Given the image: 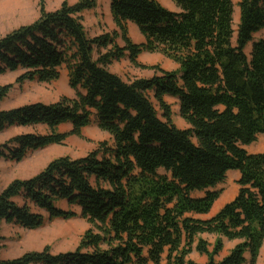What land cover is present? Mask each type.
<instances>
[{"label": "trees", "instance_id": "16d2710c", "mask_svg": "<svg viewBox=\"0 0 264 264\" xmlns=\"http://www.w3.org/2000/svg\"><path fill=\"white\" fill-rule=\"evenodd\" d=\"M172 1L177 10L158 0H109L117 30L93 37L81 13L95 0L63 2L53 11L41 6L37 19L0 37V74L22 70L17 82H51L64 68L74 92L0 108V132L50 130L10 137L0 157L20 161L70 135L82 137L91 123L110 136L83 156L56 157L0 190V250L2 222L35 229L45 219L79 216L89 224L73 250L45 246L0 264L256 263L264 241V153L243 146L264 135V0H238L236 29L232 0ZM128 21L142 42L129 38ZM142 52L161 53L178 68L152 65L150 77L130 80L110 71L124 58L148 68L138 62ZM10 89L0 85V101ZM165 96L178 99L188 127L173 123ZM63 124L70 129L58 131ZM229 171L238 172L236 195L200 217L211 211L221 193L215 187ZM203 234L214 235L213 242ZM224 240L234 244L221 256ZM192 251L207 260L195 262Z\"/></svg>", "mask_w": 264, "mask_h": 264}, {"label": "rangeland", "instance_id": "374dc122", "mask_svg": "<svg viewBox=\"0 0 264 264\" xmlns=\"http://www.w3.org/2000/svg\"><path fill=\"white\" fill-rule=\"evenodd\" d=\"M76 1L78 0H0V37L18 26L29 24L37 19L41 6L45 11H53L59 8L63 2L72 4ZM158 1L166 8L174 9L175 4L172 0ZM237 2L238 0H232L233 29H236L238 23ZM81 17L85 31L90 37L117 30L110 15L109 0H95V6L83 11ZM126 28L128 36L133 42L138 43L144 40L135 24L128 21L126 23ZM261 33L262 32L255 33L253 35V40L260 37ZM116 40L120 44L123 43L120 37ZM249 48L250 43L245 48L246 54H248ZM138 62L148 68L135 67L127 58H124L119 61H114L110 65V69L114 73L120 75L124 80H130L135 77H150L154 73V71L149 68L152 65H157L166 71H172L178 68L176 62L158 52H142L138 57ZM21 72L22 70H16L6 71L0 74V85H11V89L6 97L0 101L1 109H8L31 102L50 103L57 101L61 96H74V92L67 84L66 71L64 68L60 69V77L51 82H17V77ZM164 99L170 105L173 123L179 128L188 127V124L180 117L178 99L170 96H165ZM68 129H70L69 124H63L57 128L58 131H67ZM49 131L50 130L44 125L9 127L0 132V144L17 134H44ZM109 139L110 136L107 132L100 130L95 123H91L89 126L82 129V137L70 135L63 144H54L42 149L29 151L20 161L0 159V190L13 179H26L34 176L42 170L50 160L56 157L63 155H68L72 158L83 156L97 147L99 142ZM243 148L249 153H264V135H258L253 142L244 145ZM237 179L238 172L229 171L224 181L218 183L215 187V189L221 191L215 203L221 198H224V201L219 205L220 208L236 195L238 190ZM193 195L200 196L202 193L196 192ZM57 205L64 209L70 208L77 213L79 212L78 208L75 206L70 207L65 202H58ZM213 212L211 209L208 214L199 216L203 218L209 217ZM88 227L89 224L79 216L66 220L45 219L43 224L35 229H25L14 224L2 222L1 235L3 240L0 258H13L26 251L41 250L45 246H48L53 253L73 250L77 247L80 237ZM203 237L210 243L214 240V235L211 234H203ZM233 244L234 241H225L223 251L220 255L223 256L226 254ZM189 257L198 263L206 259L205 255L199 254L196 251H192ZM255 264H264V241Z\"/></svg>", "mask_w": 264, "mask_h": 264}, {"label": "crops", "instance_id": "0c3cea01", "mask_svg": "<svg viewBox=\"0 0 264 264\" xmlns=\"http://www.w3.org/2000/svg\"><path fill=\"white\" fill-rule=\"evenodd\" d=\"M170 10H177V7H175L174 6V9H170ZM122 44V43H121ZM109 69H110V66H109ZM110 71H112L111 69H110ZM113 72V71H112ZM0 159H3V160H5V158H2V157H0ZM220 208V206L212 213V214H214L218 209ZM225 241H227V242H230L229 240H224V243H225ZM233 242V241H232ZM263 245V244H262ZM261 248H262V246H261ZM261 248H260V250H261ZM194 253V252H193ZM259 254H260V251H259ZM259 256V255H258ZM206 257V256H205ZM258 258V257H257ZM207 259H205L204 261H202V262H200V263H203V262H205Z\"/></svg>", "mask_w": 264, "mask_h": 264}, {"label": "bare ground", "instance_id": "6f19581e", "mask_svg": "<svg viewBox=\"0 0 264 264\" xmlns=\"http://www.w3.org/2000/svg\"><path fill=\"white\" fill-rule=\"evenodd\" d=\"M224 198H221L220 200H218L215 204H214V206H213V208H212V212L213 211H215L216 209H217V207L224 201L223 200Z\"/></svg>", "mask_w": 264, "mask_h": 264}]
</instances>
